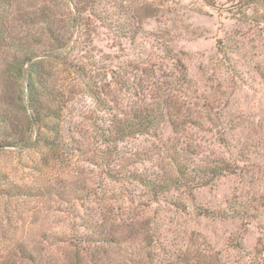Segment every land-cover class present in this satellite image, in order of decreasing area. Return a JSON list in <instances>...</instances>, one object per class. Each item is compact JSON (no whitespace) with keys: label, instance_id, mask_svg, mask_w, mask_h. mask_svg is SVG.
Wrapping results in <instances>:
<instances>
[{"label":"rangeland","instance_id":"1","mask_svg":"<svg viewBox=\"0 0 264 264\" xmlns=\"http://www.w3.org/2000/svg\"><path fill=\"white\" fill-rule=\"evenodd\" d=\"M116 3L128 10L127 18L140 13L131 18L141 24L140 33L123 38L87 12L88 35L78 37L70 56L84 65L85 51L92 49L91 69L102 66L112 73L88 70V77L109 92L102 95L106 102L116 99L120 106L98 111L83 80L66 66L46 64L53 84L64 92L60 122H52L74 136L79 147L0 150V248L22 239L44 247L45 260L61 264L66 246L57 237L102 228L123 230L117 257L140 264H264V0ZM145 6L154 16L143 17ZM62 12L56 10L60 23ZM123 65L125 71L119 68ZM118 74L133 84L141 78L149 88L129 96L111 78ZM158 97L176 106L164 112L163 125L111 145L109 167L100 165L105 148L94 129L99 118ZM10 107L7 116L18 123L25 115ZM185 116L196 124L185 122ZM173 158L207 174V182L197 185L198 174L187 188L166 189L175 176ZM223 160L232 172L208 174L214 162ZM153 184L161 187L157 195ZM142 222L159 235L160 246L146 250L158 253L161 263L147 259L142 243L124 239ZM45 236L55 239H49L52 245L43 241Z\"/></svg>","mask_w":264,"mask_h":264},{"label":"trees","instance_id":"2","mask_svg":"<svg viewBox=\"0 0 264 264\" xmlns=\"http://www.w3.org/2000/svg\"><path fill=\"white\" fill-rule=\"evenodd\" d=\"M28 1L19 3V0H0V150L14 147L22 151L40 146L63 152L73 151L79 147L78 141L74 136L63 133L57 125V122H60L58 116L64 92L53 84L52 73L48 71L46 64L55 62L59 66H66L69 74L72 73L74 77L83 80V87L93 99L98 111H113L112 106H118V101L113 99L110 104L106 102L102 95L109 92L91 82L87 72L96 69L105 75L112 73V70L102 66L91 69V64L95 62L92 49L85 51L84 65L74 63L70 55L79 41L78 37L87 31L86 25L89 21L87 20L89 16L85 18L87 12L97 19L100 25L115 34H120L123 38L140 33L139 21L131 20L137 15L139 17L140 13L134 15L133 12V15L127 18L128 10L117 4L116 0H54L52 7L46 2L35 4L31 0ZM203 1L208 5H214V0ZM246 1L253 3L256 0ZM15 3H18L17 8L12 14L13 9L10 8H13ZM58 9L63 11V23L57 20ZM141 9L143 17L154 16L150 7L145 6ZM63 14L66 18H63ZM119 68L125 71L126 65ZM111 78H115V83L129 96H137L149 88L144 85L141 78L136 84L130 82L128 78L120 77L119 74ZM153 99L145 102L143 98L131 106L114 108L117 111L111 113L109 119L104 116L99 118V124L96 122L94 129L105 148L99 156L100 165L109 167L111 145L137 135L155 133L154 130L161 127L164 119L168 117L164 116V112L176 107L167 97ZM7 105L11 106L14 113H23L25 116L18 117L17 123L11 116H7ZM188 116L184 117L187 119L185 122L196 124V121L188 119ZM53 120L57 122L54 124ZM173 164L176 165L175 176L174 179L169 178L166 189L170 186L187 188L198 174L202 176H198L195 182L197 185H204L207 182L205 178L207 174L191 168L186 161L173 158ZM225 171L232 172L229 163L223 160L214 162L208 174L217 176ZM107 173H111L110 170H107ZM141 183L148 187L150 182ZM37 189L35 196H40V187ZM157 191L160 193L161 187L153 184L152 192L157 195ZM118 232L91 228L84 234L57 237L56 242L66 246V254L61 264H140L132 257H117L121 243L124 242L120 238L123 237V230ZM158 236L155 229L149 228V222H142L124 239L128 241L132 238L142 243V250L146 252L147 259L152 260L156 257L161 263L158 253L146 250L149 247L157 249V246H160L156 244L159 242ZM3 237L2 230L0 238ZM43 239L45 242L48 240L51 243L49 245L53 244L49 239L55 240L52 236H45ZM43 248L31 247L19 239L0 248V264H59L55 259L45 260Z\"/></svg>","mask_w":264,"mask_h":264}]
</instances>
